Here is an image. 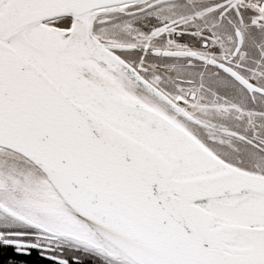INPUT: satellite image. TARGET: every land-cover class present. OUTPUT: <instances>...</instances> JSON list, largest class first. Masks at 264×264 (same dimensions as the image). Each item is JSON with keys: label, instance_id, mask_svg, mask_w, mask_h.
I'll return each mask as SVG.
<instances>
[{"label": "snow or ice", "instance_id": "1", "mask_svg": "<svg viewBox=\"0 0 264 264\" xmlns=\"http://www.w3.org/2000/svg\"><path fill=\"white\" fill-rule=\"evenodd\" d=\"M0 264H264V0H0Z\"/></svg>", "mask_w": 264, "mask_h": 264}]
</instances>
